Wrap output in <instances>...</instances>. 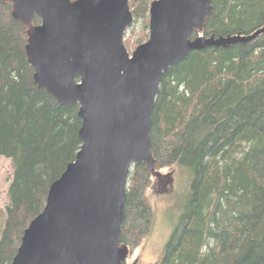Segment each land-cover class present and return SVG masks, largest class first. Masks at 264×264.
<instances>
[{
    "label": "trees",
    "instance_id": "16d2710c",
    "mask_svg": "<svg viewBox=\"0 0 264 264\" xmlns=\"http://www.w3.org/2000/svg\"><path fill=\"white\" fill-rule=\"evenodd\" d=\"M154 1L130 0L128 31L143 32L137 46L149 39ZM211 1L204 36H249L264 28V0ZM27 44V28L0 0V158L13 163L0 264L12 263L52 184L82 146L79 106L60 104L36 84ZM152 124L158 170L184 167L193 173L158 264H264V33L228 48L194 51L172 67L163 77ZM153 182L146 165L133 167L120 237L130 258L152 232Z\"/></svg>",
    "mask_w": 264,
    "mask_h": 264
},
{
    "label": "water",
    "instance_id": "95a60500",
    "mask_svg": "<svg viewBox=\"0 0 264 264\" xmlns=\"http://www.w3.org/2000/svg\"><path fill=\"white\" fill-rule=\"evenodd\" d=\"M2 2L27 28L36 84L60 104L78 105L82 121L81 149L52 184L11 264H126L130 250L120 237L133 167L144 164L164 181L151 143L164 75L194 51L251 42L264 28L206 37L211 0H156L149 39L130 54V0Z\"/></svg>",
    "mask_w": 264,
    "mask_h": 264
},
{
    "label": "rangeland",
    "instance_id": "374dc122",
    "mask_svg": "<svg viewBox=\"0 0 264 264\" xmlns=\"http://www.w3.org/2000/svg\"><path fill=\"white\" fill-rule=\"evenodd\" d=\"M128 31L125 45L132 54L137 46V38L143 36L139 30ZM162 179L154 180L148 193L154 210V223L151 234L136 250L127 264H158L178 225L180 215L184 210L190 192L193 173L184 167H177L173 172L162 170ZM13 178V163L6 158H0V238L6 221V207L9 205V186Z\"/></svg>",
    "mask_w": 264,
    "mask_h": 264
},
{
    "label": "bare ground",
    "instance_id": "6f19581e",
    "mask_svg": "<svg viewBox=\"0 0 264 264\" xmlns=\"http://www.w3.org/2000/svg\"><path fill=\"white\" fill-rule=\"evenodd\" d=\"M229 36H231V37H235V36H237V35H235V36H232V35H229ZM229 36H226V37H229ZM211 37V36H210ZM224 37V36H223Z\"/></svg>",
    "mask_w": 264,
    "mask_h": 264
}]
</instances>
